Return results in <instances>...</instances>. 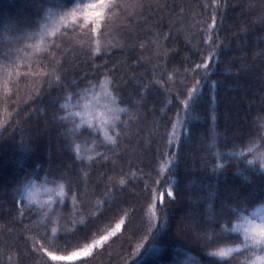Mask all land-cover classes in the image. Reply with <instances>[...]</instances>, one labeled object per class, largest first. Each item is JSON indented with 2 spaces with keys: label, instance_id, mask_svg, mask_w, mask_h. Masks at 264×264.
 Instances as JSON below:
<instances>
[{
  "label": "snow or ice",
  "instance_id": "obj_1",
  "mask_svg": "<svg viewBox=\"0 0 264 264\" xmlns=\"http://www.w3.org/2000/svg\"><path fill=\"white\" fill-rule=\"evenodd\" d=\"M27 7L22 20L11 22L14 31L0 35V153L11 142L25 158L13 162L11 173L0 165V219L5 221L0 224V264H88L95 250L117 240L125 253L121 264H144L146 257L169 247L202 253L203 259L189 255L179 264H264V73L259 76L258 114L246 128L231 129L230 138L227 128L222 134L215 127L197 133L193 124L206 113L205 87L212 92L209 102L218 103L220 82L211 77L228 50L220 32L227 10L244 6L202 0L189 15L183 5H173L167 33L161 22L145 14L168 9L166 3L28 0ZM137 27L148 39L134 37ZM173 30L185 37L184 47L191 53L183 58L182 73L168 69L178 55L166 47ZM238 30L236 38L243 45L239 33L248 27ZM133 38L140 49L133 64H150L151 74L145 69L137 75L133 69L132 78L121 77L122 85L115 65L109 69L107 61H94L118 48L121 55L124 49L135 51L128 43ZM80 54L91 78L70 73L75 65L67 58L78 60ZM257 59L264 68V45L251 64L246 57L232 62L233 85L239 88L242 77L254 74ZM129 83L133 92L125 96ZM49 89L57 94L51 96ZM243 91L242 100L249 89ZM21 93L23 106L33 105L23 118L21 105L12 106L13 95L20 100ZM44 95L49 99L41 109ZM153 96L159 98L161 114L137 148L141 156L153 145L155 151L147 163L135 164L137 148L129 152L127 145L133 137L144 136L139 125L147 117L141 110L155 115L154 109H145ZM101 99L102 111L94 115ZM172 107L176 111L169 115ZM34 116L36 123L26 130ZM217 119L212 117L214 124ZM46 135L47 152L42 147ZM235 139L241 141L239 149L222 151ZM125 155L127 165L122 163ZM233 168L244 177L236 184L228 180ZM38 182L48 193L43 201L32 195ZM130 201L138 205L128 206ZM138 210L140 219L133 223L129 218ZM106 220H115L114 227L101 228ZM21 236L24 255L31 258L26 262ZM186 239L191 246L183 243Z\"/></svg>",
  "mask_w": 264,
  "mask_h": 264
},
{
  "label": "trees",
  "instance_id": "obj_2",
  "mask_svg": "<svg viewBox=\"0 0 264 264\" xmlns=\"http://www.w3.org/2000/svg\"><path fill=\"white\" fill-rule=\"evenodd\" d=\"M146 3H160V4H168V9H155L151 12H146L147 16H151L153 22H161L164 27L162 29L163 32L167 33L168 24L170 22V17L168 15L169 11L172 10L173 5H183L188 12L191 14L190 9L194 8L197 4L202 3V0H145ZM232 4L240 5L242 4L244 7H235L229 8L226 13V17L223 21V30L220 32L221 39L224 40L225 45L228 46V50L221 56V63L219 67L215 68V74L212 75L211 79L213 81H219L220 87L217 90L218 95V103L216 105H212L209 101L211 100L212 92L205 87L204 92V109H206V113L201 115L199 119L194 120V131L197 133H204L209 129L216 128L218 132L221 134L227 128L229 129V136L231 138V129L236 128L238 126H244L246 128L247 121L254 120L258 114L259 110V102L258 98L261 95L260 92V79L259 76L261 73H264V68L261 67V61L257 59L253 68V75L244 76L241 78V86L238 88L232 84V77L235 75V68H230V65L233 61H237L240 57H246L248 62L252 63L253 56L256 53L261 51V46L264 45V23L261 22V17L264 16V0H231ZM28 0H0V35L11 34L15 25L11 22L22 20L29 9L27 7ZM175 11H179L178 8L174 9ZM246 24L248 27V31L246 33H239L241 38L243 39V45L239 44L236 36L238 34V26ZM5 26H8V31L5 33L3 30ZM134 37L136 35H140L143 37V33L141 29L137 27L134 32ZM148 39L147 37H143ZM130 45H135V51H131L129 49H124L125 55H121V49L113 50L107 56H101L97 58L94 62L97 65L103 64L105 61L108 62V68L111 69L114 65L117 69L116 77L118 82L122 85L124 84L125 79L132 78V70L134 69L137 75H141L145 72V69L148 70L149 74H151V65H144L143 67H138L133 64V59L140 55L139 44L133 38L128 42ZM185 37L183 35L177 34L175 30L172 33V39H170L166 45L167 48L172 49L174 52H178V55H175L168 64L169 71H176L178 73L183 72L184 65L182 63L183 58L185 56H190L191 53L185 49ZM242 49H246L244 51ZM149 53H143L144 56H147ZM125 57H127L126 63L122 66L121 61H125ZM192 59H198V57L192 56ZM85 57L83 54H80L79 59H75L72 56L67 58V61L71 62L72 65H75V68H70V73L74 72L77 75L83 76L87 74L89 78H91V68L88 64L84 63ZM66 66L68 64L66 63ZM74 78V77H73ZM179 79V77H177ZM47 89V85H45ZM244 88H248L249 91L247 93V97L243 100L241 97L245 96L243 91ZM51 93V96H55L57 93L55 90H48ZM133 92V84L129 83L125 89V96H128ZM15 93V90H14ZM253 94H255V99H250ZM21 99L16 100L15 94L13 95L12 104L13 107L20 104L22 107L20 118H23L24 115L28 112L33 105L29 104L27 106H23V93L20 94ZM135 98V97H133ZM49 99L48 95H44L41 97V102L39 107L43 109L47 100ZM103 99H101L99 106H95L93 108V114L102 111ZM145 109H154L155 115L152 112H145L141 110V115H146V119L143 120L139 127L144 129L143 137H133L130 143L127 145L128 151L132 152L134 148H137L138 140H145L147 134L153 130V122L160 116L161 114V106L159 104V98L155 96L147 98V102L145 104ZM167 111V109H165ZM176 109L174 107L169 111V115H173ZM250 114H247L249 113ZM247 114V115H246ZM216 116L218 119L213 123L212 117ZM44 117L41 114L39 116V120L41 123L44 121ZM96 123L97 121H93ZM36 123V117H33V120L29 125H25V129H30L32 125ZM86 127V126H85ZM12 130L9 129V132ZM135 132L136 129H133ZM8 135V133H5ZM19 139V136H17ZM51 150L53 153L56 151V137L55 133L51 134ZM207 143V141H206ZM246 144L247 141L245 140ZM235 146L236 148L241 147V141L239 139L233 140L232 143L228 145L227 149H222V151L227 152L228 149ZM43 150L47 152L49 150V136L43 137ZM155 151V145L152 146L151 150H146L144 154L141 156L139 149L137 148V153L134 156L132 162L135 164L147 163L151 158ZM186 151H189L186 149ZM202 154V153H200ZM25 158L23 156H19L16 154L15 150L12 148L11 142H9L7 149L5 152L0 153V165L4 167L9 173L14 171V161L18 163H23ZM125 165L128 163V156H124V160L122 161ZM147 170V169H146ZM237 169L233 168L229 173V183L236 184L241 182L244 177L240 175H236ZM42 175V173H41ZM143 187V185H140ZM33 198L37 201H43L47 199L48 193L45 191V187L41 186L38 182L37 187L32 193ZM140 204L143 202L140 201ZM138 205L137 201H130L128 206ZM141 216V212L138 210L135 217H131L129 219L132 220L133 223L139 221ZM118 219V217H117ZM5 221L0 219V224H3ZM115 220H106L100 224L101 228H111L115 225ZM12 226V225H9ZM21 226H16V231H19ZM123 230V229H122ZM3 235V233H0ZM185 245L191 246V240L186 239L183 241ZM20 252L22 257V262H26L30 257L24 255L26 250V246L23 242V237H20ZM125 253L123 249L120 247V241L117 240L116 243L111 244L110 247H105L100 250H95V254L93 257L88 259V264H121V257L124 256ZM189 255L197 256L198 258L203 259L202 253H198L193 250L188 252L187 250H177L176 248L169 247L164 250V252H157L154 256L146 257L144 264H179L181 261H187ZM69 264H75V262H69Z\"/></svg>",
  "mask_w": 264,
  "mask_h": 264
},
{
  "label": "rangeland",
  "instance_id": "obj_3",
  "mask_svg": "<svg viewBox=\"0 0 264 264\" xmlns=\"http://www.w3.org/2000/svg\"><path fill=\"white\" fill-rule=\"evenodd\" d=\"M73 263V262H72Z\"/></svg>",
  "mask_w": 264,
  "mask_h": 264
}]
</instances>
